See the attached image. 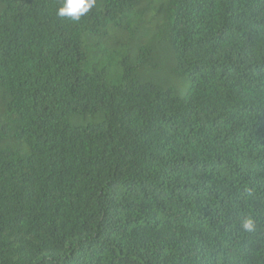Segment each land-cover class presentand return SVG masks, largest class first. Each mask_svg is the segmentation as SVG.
<instances>
[{
    "label": "trees",
    "instance_id": "obj_1",
    "mask_svg": "<svg viewBox=\"0 0 264 264\" xmlns=\"http://www.w3.org/2000/svg\"><path fill=\"white\" fill-rule=\"evenodd\" d=\"M61 3L0 0V264H264V0Z\"/></svg>",
    "mask_w": 264,
    "mask_h": 264
},
{
    "label": "clouds",
    "instance_id": "obj_2",
    "mask_svg": "<svg viewBox=\"0 0 264 264\" xmlns=\"http://www.w3.org/2000/svg\"><path fill=\"white\" fill-rule=\"evenodd\" d=\"M96 5L97 0H62L61 5L56 9V16L79 23L81 18L91 12ZM240 227L247 233H253L257 229L255 220L250 216H245L241 220Z\"/></svg>",
    "mask_w": 264,
    "mask_h": 264
}]
</instances>
